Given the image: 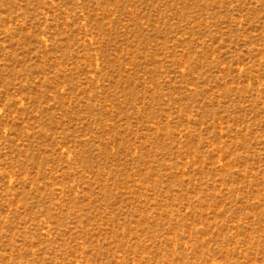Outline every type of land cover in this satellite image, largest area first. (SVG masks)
I'll use <instances>...</instances> for the list:
<instances>
[{"label":"rangeland","instance_id":"374dc122","mask_svg":"<svg viewBox=\"0 0 264 264\" xmlns=\"http://www.w3.org/2000/svg\"><path fill=\"white\" fill-rule=\"evenodd\" d=\"M0 264H264V0H0Z\"/></svg>","mask_w":264,"mask_h":264}]
</instances>
